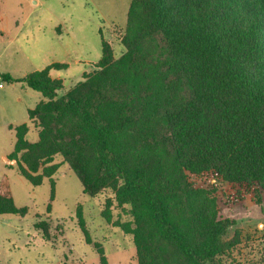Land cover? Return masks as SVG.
<instances>
[{
	"label": "trees",
	"instance_id": "obj_1",
	"mask_svg": "<svg viewBox=\"0 0 264 264\" xmlns=\"http://www.w3.org/2000/svg\"><path fill=\"white\" fill-rule=\"evenodd\" d=\"M120 44L114 57L101 40L97 69L61 95L50 72L65 64L0 73L44 98L27 110L37 141L16 126L6 158L32 186L66 164L83 194L110 192L101 216L131 236L136 264H225L235 222L189 176L264 193V0H130ZM113 206L128 222L113 221ZM4 214L27 209L0 196Z\"/></svg>",
	"mask_w": 264,
	"mask_h": 264
},
{
	"label": "rangeland",
	"instance_id": "obj_2",
	"mask_svg": "<svg viewBox=\"0 0 264 264\" xmlns=\"http://www.w3.org/2000/svg\"><path fill=\"white\" fill-rule=\"evenodd\" d=\"M129 1L0 0V73L20 78L51 63L65 64L50 76L63 83L59 95L74 88L97 69L101 40L114 57L123 54L120 38ZM0 85V196L27 209L25 217L0 215V264H99V250L108 264H136L131 236L101 216L113 198L110 192L83 194L80 180L66 164L51 179L32 186L7 160L16 126L27 124L26 140L37 141L27 110L44 98L22 84L0 80ZM189 181L214 196L221 215L235 222L225 239L238 233V244L225 264H264V193L210 174L189 176ZM112 213L113 221L129 220L127 208L113 206ZM39 222L47 225L48 237L34 226Z\"/></svg>",
	"mask_w": 264,
	"mask_h": 264
},
{
	"label": "crops",
	"instance_id": "obj_3",
	"mask_svg": "<svg viewBox=\"0 0 264 264\" xmlns=\"http://www.w3.org/2000/svg\"><path fill=\"white\" fill-rule=\"evenodd\" d=\"M13 84H17V83H13ZM23 86V85H22ZM19 99V98H18Z\"/></svg>",
	"mask_w": 264,
	"mask_h": 264
},
{
	"label": "built area",
	"instance_id": "obj_4",
	"mask_svg": "<svg viewBox=\"0 0 264 264\" xmlns=\"http://www.w3.org/2000/svg\"><path fill=\"white\" fill-rule=\"evenodd\" d=\"M0 87H1V85H0Z\"/></svg>",
	"mask_w": 264,
	"mask_h": 264
}]
</instances>
